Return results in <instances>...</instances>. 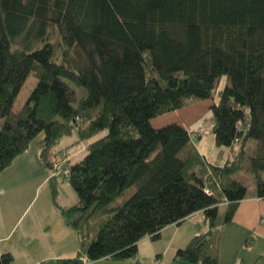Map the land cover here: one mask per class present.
Instances as JSON below:
<instances>
[{"label": "trees", "instance_id": "trees-1", "mask_svg": "<svg viewBox=\"0 0 264 264\" xmlns=\"http://www.w3.org/2000/svg\"><path fill=\"white\" fill-rule=\"evenodd\" d=\"M30 76L37 83L15 110ZM224 76L211 134L237 148L214 164L183 125L151 121L214 99ZM104 130L66 163L75 205L58 202L50 179L80 237L78 255L58 264L134 258L142 239L199 211L209 229L174 259L218 264L219 227L248 197L249 179L264 199V0H0V173L40 135L52 173L63 137Z\"/></svg>", "mask_w": 264, "mask_h": 264}, {"label": "crops", "instance_id": "crops-1", "mask_svg": "<svg viewBox=\"0 0 264 264\" xmlns=\"http://www.w3.org/2000/svg\"><path fill=\"white\" fill-rule=\"evenodd\" d=\"M211 129L207 134H211ZM207 134L195 135L202 138ZM73 137L76 146L72 150L80 151L85 141L77 135ZM42 138L40 135L33 139L27 150L0 173V255L11 253L13 264H58L61 259L75 258L80 250L77 230L66 222L54 202L50 182L52 173L40 156ZM202 141L192 139L200 153L209 160L206 150L201 149ZM236 148L216 147L219 153L215 162L209 161L223 164L233 158ZM68 185V181L57 185L58 202L62 206L78 202L76 192L77 197L73 195L72 199L61 195L63 187L71 195ZM208 229L209 222L199 211L181 224L165 227L156 241L150 237L142 239L134 258H103L83 264H200L175 260L174 255L196 234ZM217 249L218 264H264V199L256 196V189L248 188V197L240 201L233 218L220 225Z\"/></svg>", "mask_w": 264, "mask_h": 264}, {"label": "rangeland", "instance_id": "rangeland-1", "mask_svg": "<svg viewBox=\"0 0 264 264\" xmlns=\"http://www.w3.org/2000/svg\"><path fill=\"white\" fill-rule=\"evenodd\" d=\"M228 78L224 76L219 84V89L217 94L214 96V99H205V100H199L198 102H195L189 106H185L181 109L160 115L158 117H155L152 119V125L155 128L165 126L167 124L171 123H178L183 125L185 128L188 129L190 133H192V139H203L201 146V149L206 150L207 156L209 157V160L212 162H215V156L217 155L218 150H216V145L214 141V136L212 134H207L210 129L212 128L213 124V114L210 110L211 104L214 102H217L219 100V90L223 89L225 85L227 84ZM37 83V79L34 76L28 77L26 80L22 90L20 91L16 103H15V109L21 108L28 96L30 95L31 91L35 87ZM207 134L206 136L202 138H198L195 134ZM107 134V130H104L94 136L91 140L85 141L81 144L80 151H73V147L76 146L75 137L73 136H66L63 137L60 142L56 146V150L62 151L65 150L68 152L70 157V163L79 161L81 158L85 156L87 153L88 144L98 138L103 137ZM73 152L75 154H73ZM67 188L71 191V195L66 190V188H62L61 195H64L65 197H69V199H72L73 195L75 194V191L73 188H71L70 185L67 186ZM248 188L249 190L256 189L254 180L248 181ZM135 190V187H132L126 194L125 197L129 196L131 193H133ZM77 197V195H76ZM224 211V208H221L220 214L222 215Z\"/></svg>", "mask_w": 264, "mask_h": 264}, {"label": "built area", "instance_id": "built-area-1", "mask_svg": "<svg viewBox=\"0 0 264 264\" xmlns=\"http://www.w3.org/2000/svg\"><path fill=\"white\" fill-rule=\"evenodd\" d=\"M57 162L55 163L54 170L51 174V178L55 177L58 183L63 182L64 177H68L70 173L69 166L66 164L69 160V154L65 150L58 151Z\"/></svg>", "mask_w": 264, "mask_h": 264}]
</instances>
